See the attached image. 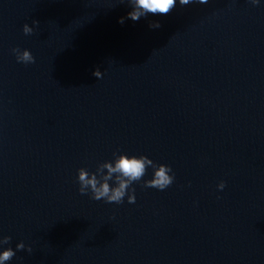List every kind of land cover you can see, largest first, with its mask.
I'll use <instances>...</instances> for the list:
<instances>
[{
	"label": "water",
	"instance_id": "95a60500",
	"mask_svg": "<svg viewBox=\"0 0 264 264\" xmlns=\"http://www.w3.org/2000/svg\"><path fill=\"white\" fill-rule=\"evenodd\" d=\"M127 11L0 0V234L32 248L9 264H264V3L119 24ZM117 149L171 165L174 183L134 184V204L81 195L76 170Z\"/></svg>",
	"mask_w": 264,
	"mask_h": 264
},
{
	"label": "clouds",
	"instance_id": "9594fccd",
	"mask_svg": "<svg viewBox=\"0 0 264 264\" xmlns=\"http://www.w3.org/2000/svg\"><path fill=\"white\" fill-rule=\"evenodd\" d=\"M119 3L126 4L129 11L125 16L119 17L117 22L124 24L126 20L137 22L141 18L147 19L150 15H167L177 4L181 7L190 4H207L208 0H119ZM253 6L264 3V0H249ZM33 25L37 22L33 21ZM152 29H158V21L149 23ZM25 35L33 32V27L25 23L22 27ZM12 53L17 63L24 65L35 63V57L28 49L19 47L13 48ZM93 75L101 79L103 73L96 69ZM151 169V177L145 179L146 173ZM75 181L78 185V192L81 195H88L94 201H103L106 204H134L136 202V190L134 184H141L144 188H153L164 191L175 181V173L171 165L157 162L145 154L127 153L117 149L113 151L110 159L103 160L96 164L95 170L90 171L87 167H80L76 170ZM216 188L222 191L225 182L221 180ZM12 238L0 234V264H9L16 253L25 250L29 253L32 248L24 241H19L13 248Z\"/></svg>",
	"mask_w": 264,
	"mask_h": 264
}]
</instances>
